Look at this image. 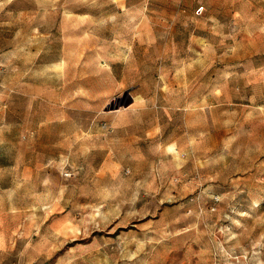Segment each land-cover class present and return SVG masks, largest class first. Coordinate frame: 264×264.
Listing matches in <instances>:
<instances>
[{
	"label": "rangeland",
	"instance_id": "1",
	"mask_svg": "<svg viewBox=\"0 0 264 264\" xmlns=\"http://www.w3.org/2000/svg\"><path fill=\"white\" fill-rule=\"evenodd\" d=\"M0 264H264V0H0Z\"/></svg>",
	"mask_w": 264,
	"mask_h": 264
},
{
	"label": "bare ground",
	"instance_id": "2",
	"mask_svg": "<svg viewBox=\"0 0 264 264\" xmlns=\"http://www.w3.org/2000/svg\"><path fill=\"white\" fill-rule=\"evenodd\" d=\"M113 1H115L116 3H119L120 2V0H113Z\"/></svg>",
	"mask_w": 264,
	"mask_h": 264
}]
</instances>
